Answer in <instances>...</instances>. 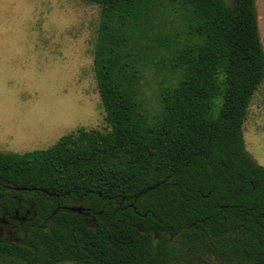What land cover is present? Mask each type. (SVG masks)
<instances>
[{"label": "trees", "instance_id": "1", "mask_svg": "<svg viewBox=\"0 0 264 264\" xmlns=\"http://www.w3.org/2000/svg\"><path fill=\"white\" fill-rule=\"evenodd\" d=\"M84 1L101 8L94 72L110 130L0 151V205L14 211L20 193L39 218L57 200L100 216L58 210L28 244L0 245V264H264V167L243 129L264 80L256 0Z\"/></svg>", "mask_w": 264, "mask_h": 264}, {"label": "rangeland", "instance_id": "2", "mask_svg": "<svg viewBox=\"0 0 264 264\" xmlns=\"http://www.w3.org/2000/svg\"><path fill=\"white\" fill-rule=\"evenodd\" d=\"M256 9L264 47V0ZM100 11L84 0H0V151L47 149L80 128L110 130L94 72ZM161 79L150 72L144 82L150 106ZM243 129L264 167V80Z\"/></svg>", "mask_w": 264, "mask_h": 264}, {"label": "flooded vegetation", "instance_id": "3", "mask_svg": "<svg viewBox=\"0 0 264 264\" xmlns=\"http://www.w3.org/2000/svg\"><path fill=\"white\" fill-rule=\"evenodd\" d=\"M13 190L22 192L36 191L37 189L13 188ZM67 197H69V195H67ZM37 206L34 200H24L20 193L17 198V208L14 211H10L6 206L0 205V245L7 241L23 245L28 244L31 227L39 225L42 228H47L49 219L61 209L67 210V208L70 207L83 208L82 215L90 226L95 225L100 216L95 208L81 205L80 200H71L70 205H64L61 200H57L55 211L46 218H39Z\"/></svg>", "mask_w": 264, "mask_h": 264}, {"label": "water", "instance_id": "4", "mask_svg": "<svg viewBox=\"0 0 264 264\" xmlns=\"http://www.w3.org/2000/svg\"><path fill=\"white\" fill-rule=\"evenodd\" d=\"M67 210L72 213L82 214L84 209L81 207H70V208H67Z\"/></svg>", "mask_w": 264, "mask_h": 264}, {"label": "crops", "instance_id": "5", "mask_svg": "<svg viewBox=\"0 0 264 264\" xmlns=\"http://www.w3.org/2000/svg\"><path fill=\"white\" fill-rule=\"evenodd\" d=\"M1 152H6V151H1Z\"/></svg>", "mask_w": 264, "mask_h": 264}]
</instances>
